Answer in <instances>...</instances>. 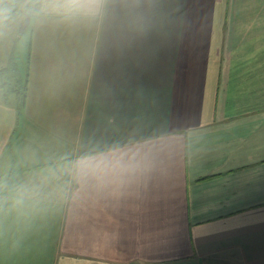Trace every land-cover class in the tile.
I'll use <instances>...</instances> for the list:
<instances>
[{
  "label": "crops",
  "instance_id": "0c3cea01",
  "mask_svg": "<svg viewBox=\"0 0 264 264\" xmlns=\"http://www.w3.org/2000/svg\"><path fill=\"white\" fill-rule=\"evenodd\" d=\"M27 31L20 108L0 94L6 192L116 146L152 155L5 197L0 264H264V0H105Z\"/></svg>",
  "mask_w": 264,
  "mask_h": 264
},
{
  "label": "clouds",
  "instance_id": "9594fccd",
  "mask_svg": "<svg viewBox=\"0 0 264 264\" xmlns=\"http://www.w3.org/2000/svg\"><path fill=\"white\" fill-rule=\"evenodd\" d=\"M105 0H0V38L22 22H74L95 17ZM152 149H127L116 146L78 158L70 163L58 162L40 170L36 177L6 192L0 179V203L5 197L14 206L28 207L48 190L62 186L71 176L77 182L104 184L117 181L147 168Z\"/></svg>",
  "mask_w": 264,
  "mask_h": 264
},
{
  "label": "trees",
  "instance_id": "16d2710c",
  "mask_svg": "<svg viewBox=\"0 0 264 264\" xmlns=\"http://www.w3.org/2000/svg\"><path fill=\"white\" fill-rule=\"evenodd\" d=\"M0 89L5 96L14 94L20 108L25 97L26 76L17 66L13 58H9L4 66H0Z\"/></svg>",
  "mask_w": 264,
  "mask_h": 264
},
{
  "label": "rangeland",
  "instance_id": "374dc122",
  "mask_svg": "<svg viewBox=\"0 0 264 264\" xmlns=\"http://www.w3.org/2000/svg\"><path fill=\"white\" fill-rule=\"evenodd\" d=\"M19 25L0 38V60L4 61L5 59L4 63H7L12 57L16 64L22 67L27 48L28 31L26 30L21 36H18ZM217 263L220 264V262Z\"/></svg>",
  "mask_w": 264,
  "mask_h": 264
},
{
  "label": "water",
  "instance_id": "95a60500",
  "mask_svg": "<svg viewBox=\"0 0 264 264\" xmlns=\"http://www.w3.org/2000/svg\"><path fill=\"white\" fill-rule=\"evenodd\" d=\"M28 26H29L28 22L20 23L18 28V36H21L27 30Z\"/></svg>",
  "mask_w": 264,
  "mask_h": 264
}]
</instances>
